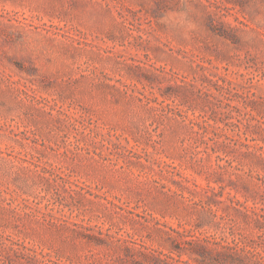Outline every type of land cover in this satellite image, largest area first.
Returning a JSON list of instances; mask_svg holds the SVG:
<instances>
[{"label": "rangeland", "instance_id": "374dc122", "mask_svg": "<svg viewBox=\"0 0 264 264\" xmlns=\"http://www.w3.org/2000/svg\"><path fill=\"white\" fill-rule=\"evenodd\" d=\"M262 160L264 0H0V264L264 251Z\"/></svg>", "mask_w": 264, "mask_h": 264}, {"label": "trees", "instance_id": "16d2710c", "mask_svg": "<svg viewBox=\"0 0 264 264\" xmlns=\"http://www.w3.org/2000/svg\"><path fill=\"white\" fill-rule=\"evenodd\" d=\"M262 161L264 164V160ZM247 211L255 217L256 223L260 222V219H264L263 213L252 209ZM177 234L182 239L178 245L170 247L168 254L146 253L134 264H264V251H243V247H238L237 243L225 247L234 249V251H219V249L211 247V243L207 239H201L195 235ZM186 237L188 239H185ZM183 255L187 257L186 260L181 258Z\"/></svg>", "mask_w": 264, "mask_h": 264}]
</instances>
